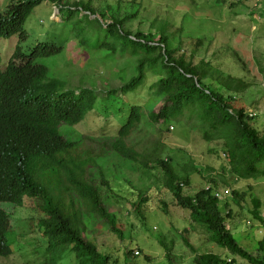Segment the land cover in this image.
I'll list each match as a JSON object with an SVG mask.
<instances>
[{
	"label": "rangeland",
	"instance_id": "1",
	"mask_svg": "<svg viewBox=\"0 0 264 264\" xmlns=\"http://www.w3.org/2000/svg\"><path fill=\"white\" fill-rule=\"evenodd\" d=\"M12 0H0V11ZM64 7L43 2L26 21L27 40L21 47L29 53L39 44L53 45L60 53L35 59L47 70V80L58 91H95L97 101L83 122L61 127L71 142L81 137H113L125 124L133 106L143 108L139 129L130 138L146 158L147 168L117 154L95 157L93 162L110 184L108 208L116 218L118 237L102 222H92L89 239L108 264H195L194 259L212 253L227 264H250L218 247L208 227L193 220L190 210L179 205L166 186L160 162H167L179 177L188 176L182 196L194 198L203 191L214 201L215 211L237 245L264 263V177L239 180L230 172L223 140L208 137L197 119L153 125L148 113L159 112L164 100L154 96L151 85L166 75L159 52L145 55L155 67L146 69L144 84L128 93L120 89L137 74V61L129 53L93 51L99 25L120 21L131 38L157 43L162 24L168 26L174 56L184 55L193 66L208 65L203 84L219 91L235 109H243L246 123L264 136V0H65ZM89 6L90 13L77 9ZM88 19V22H87ZM96 20L99 22L97 23ZM83 32L87 34L82 35ZM103 34H101L102 36ZM83 39L86 43H80ZM18 38L0 40V69L17 46ZM125 88V87H124ZM116 91L111 94L109 92ZM94 147V142H89ZM100 144L95 145L99 151ZM93 169H91L92 171ZM260 202L261 221L254 218L253 201ZM136 205V206H135ZM14 222L10 237L14 256L0 264H52L37 218L42 212L26 201L21 208L1 204ZM138 206V208H136ZM37 207V208H36ZM186 242L191 245L190 249ZM126 252L130 253L129 259ZM139 254V255H138ZM70 246H64L56 264H79Z\"/></svg>",
	"mask_w": 264,
	"mask_h": 264
},
{
	"label": "trees",
	"instance_id": "2",
	"mask_svg": "<svg viewBox=\"0 0 264 264\" xmlns=\"http://www.w3.org/2000/svg\"><path fill=\"white\" fill-rule=\"evenodd\" d=\"M43 2L60 8L66 4L65 0H13L0 12V39L17 36L21 41L26 40L24 24ZM75 5L83 13H90L89 6ZM120 26L121 22L114 20L99 25L95 32L90 27L88 34L82 30L83 37L85 34L96 36L93 51L116 53L121 49V53L136 58L137 74L120 91L128 93L141 87L146 69H152L157 63L144 56L159 52L166 75L151 85L150 90L164 100V105L159 112L148 113V120L153 125H164L178 119L186 122L197 119L208 137L223 140L232 175L239 180L264 177V136L246 123L243 109L233 108L222 93L203 84L208 65L193 66L184 55L175 57L176 50L170 47L165 24L160 27L157 43L143 41L140 36L131 38ZM80 43L85 45L86 42L81 39ZM59 53L60 49L47 44L36 46L30 55L17 48L6 69L0 71V204L21 208L26 201L36 203L43 215L37 218L41 229L39 238L45 240L46 253H54L52 264L57 263L64 246L72 247L80 259L79 264H108V258L102 256L89 239L88 230L92 222H102L110 233L120 237L122 232L108 208L110 184L98 169L97 175L93 173V160L115 153L147 168L146 158L142 159L130 143L141 125L143 108L131 107L125 124L113 137L85 136L78 143L69 141L61 134V127H74L83 122L94 109L97 95L90 89L74 93L58 91V83L47 80L46 68L36 64L35 59ZM90 141L94 142V147L89 146ZM97 144H100L99 151H95ZM159 165L167 176L169 191L180 206L190 210L194 221L208 227L212 242L250 264H264L239 247L225 230L214 201L208 197L209 191L194 198L183 197L181 186L189 184V175L179 177L167 162ZM252 203L254 218L261 221L260 202ZM15 229L9 214L0 208V257L10 254L13 244L10 234ZM186 244L192 249L188 242ZM259 246L264 249V240ZM129 256L126 252L127 259ZM194 263L227 264L212 253L197 256Z\"/></svg>",
	"mask_w": 264,
	"mask_h": 264
},
{
	"label": "clouds",
	"instance_id": "3",
	"mask_svg": "<svg viewBox=\"0 0 264 264\" xmlns=\"http://www.w3.org/2000/svg\"><path fill=\"white\" fill-rule=\"evenodd\" d=\"M13 1V0H12ZM12 1H11V3H12ZM11 3L8 5V6H10L11 5ZM7 6V7H8ZM40 6V5H39ZM7 7L5 8V10L7 9ZM55 7H57V6H55ZM37 8V7H36ZM4 10V11H5ZM0 12H3V11H0ZM31 15V14H30ZM29 18V17H28ZM27 18V19H28ZM27 21V20H26ZM25 25H26V22H25V24H24V30H25ZM26 32V31H25ZM26 36H27V33H26ZM13 37H17V36H13ZM28 37V36H27ZM27 37H26V40H27ZM12 38V37H11ZM18 38V43L19 44H17V46L15 47V49H14V51H13V53H12V55L10 56V58H9V60L7 61V64H6V66H5V68L2 70V69H0V71H4L5 69H6V67H7V65H8V63H9V61H10V59L12 58V56H13V54L15 53V51L17 50V48H19L20 50H21V52H23V54H25V55H30L33 51H34V49H35V47L29 52V53H27L25 50H23L22 49V47H21V43L22 42H24V41H26V40H24V41H21L20 39H19V37H17ZM10 39V38H9ZM1 40V39H0ZM39 45H43V44H39ZM39 45H37V46H39ZM0 62H1V60H0ZM2 204H7V205H11V204H8V203H2ZM1 205V204H0ZM15 207V206H14ZM0 208H1V206H0ZM2 209V208H1ZM2 210H4L7 214H8V212L5 210V209H2ZM9 216H11V215H9ZM13 224H14V222H13ZM16 230V229H15ZM14 256V253L12 252V248H11V252H10V254H8V256H6V257H0L1 259H3V258H9L10 256Z\"/></svg>",
	"mask_w": 264,
	"mask_h": 264
},
{
	"label": "built area",
	"instance_id": "4",
	"mask_svg": "<svg viewBox=\"0 0 264 264\" xmlns=\"http://www.w3.org/2000/svg\"><path fill=\"white\" fill-rule=\"evenodd\" d=\"M236 2H241V0H235ZM258 1H262V0H258Z\"/></svg>",
	"mask_w": 264,
	"mask_h": 264
}]
</instances>
